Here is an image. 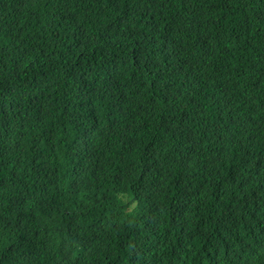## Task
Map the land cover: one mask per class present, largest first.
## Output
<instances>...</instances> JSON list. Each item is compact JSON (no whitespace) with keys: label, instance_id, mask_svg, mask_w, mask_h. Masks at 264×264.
Returning a JSON list of instances; mask_svg holds the SVG:
<instances>
[{"label":"trees","instance_id":"16d2710c","mask_svg":"<svg viewBox=\"0 0 264 264\" xmlns=\"http://www.w3.org/2000/svg\"><path fill=\"white\" fill-rule=\"evenodd\" d=\"M143 261L264 264V0H0V264Z\"/></svg>","mask_w":264,"mask_h":264},{"label":"clouds","instance_id":"9594fccd","mask_svg":"<svg viewBox=\"0 0 264 264\" xmlns=\"http://www.w3.org/2000/svg\"><path fill=\"white\" fill-rule=\"evenodd\" d=\"M120 19H121L122 22L126 23V26L125 27L126 28H129V30H120V33L121 34H124V35H127V36H135V34L137 32V26H136V24L134 22H131V21L130 22H127V15L122 16ZM105 34L110 35V36L112 35L111 33H105ZM36 53H37V51L32 52L33 56L39 60V64H40L41 71H42V73L40 75V79H42L43 77H45L47 75V73L49 71V61H44V60L38 58V56H36ZM119 85H120V82H117L116 80L111 79V78H108V77H106L104 79V81L102 82V86L105 89L117 88ZM77 99L79 100L78 105H81V104H88V105H90L92 103L91 100L87 97V95L84 94L83 92H81L80 96ZM78 105L74 109L73 116L76 113V109H77ZM212 123H216V122L212 121ZM204 144L205 143L203 141H201V140H195L194 139L193 142L189 143V145L187 147V154L188 155L191 154L196 159H200V158L201 159L202 158L203 159H208L207 157L200 155V147L202 145H204ZM238 151H240V150H238ZM240 152H246V151H240ZM128 199L130 200L131 197L129 196ZM135 207H136L135 203H132L130 205V207L127 208L126 212L128 214H132L133 209ZM143 264H158V262L143 261Z\"/></svg>","mask_w":264,"mask_h":264}]
</instances>
